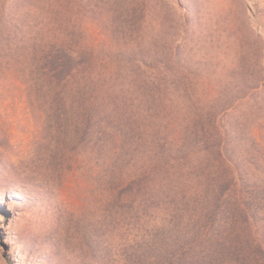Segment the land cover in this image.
Segmentation results:
<instances>
[{"label":"rangeland","instance_id":"obj_1","mask_svg":"<svg viewBox=\"0 0 264 264\" xmlns=\"http://www.w3.org/2000/svg\"><path fill=\"white\" fill-rule=\"evenodd\" d=\"M110 70L123 102L105 134L90 102ZM254 136L264 0H0V264H155L144 239L174 204L116 198L115 154L129 172L164 149L191 179L215 138Z\"/></svg>","mask_w":264,"mask_h":264},{"label":"trees","instance_id":"obj_2","mask_svg":"<svg viewBox=\"0 0 264 264\" xmlns=\"http://www.w3.org/2000/svg\"><path fill=\"white\" fill-rule=\"evenodd\" d=\"M110 72L93 77L90 102L92 120L105 134L104 120L116 118L123 102L122 90L105 88L107 78L111 88L117 85ZM126 136L122 132L120 138H111ZM244 140L225 143L215 138L211 167L191 179L164 169L172 156L166 157L164 149L140 166H127L129 172L121 154L112 158L107 179L116 198L158 215L163 214L162 203L174 204L168 215L175 222L164 219L154 241L144 239L145 254L155 253V264H264V139Z\"/></svg>","mask_w":264,"mask_h":264}]
</instances>
